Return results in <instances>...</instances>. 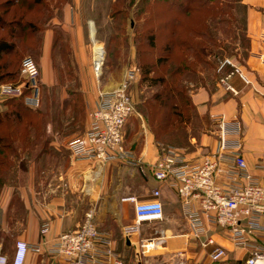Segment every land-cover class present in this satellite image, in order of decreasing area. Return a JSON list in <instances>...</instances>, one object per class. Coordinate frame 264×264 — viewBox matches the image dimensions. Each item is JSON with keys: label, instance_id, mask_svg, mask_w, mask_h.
I'll use <instances>...</instances> for the list:
<instances>
[{"label": "crops", "instance_id": "crops-1", "mask_svg": "<svg viewBox=\"0 0 264 264\" xmlns=\"http://www.w3.org/2000/svg\"><path fill=\"white\" fill-rule=\"evenodd\" d=\"M40 1L36 5L34 0H28L22 8L27 21L35 23L36 17L43 19L40 25L37 24L36 35L40 43L37 53L33 55L40 68L39 86L42 90L59 86L56 78V66H59L55 62L58 49L56 45L67 43L77 88L72 91L68 90L67 85H63L62 97L64 102L68 98V91L80 96L82 110L79 114L82 115V123L68 132L62 119L58 123L45 125L47 154L39 155L38 158H30L24 153L17 156L13 169L16 181L0 187V255L11 260L17 241L28 244L40 242V230L44 225L50 228L45 236L49 240L64 232L75 231L83 224L86 214L93 212L94 223L99 231L107 233L113 240L116 251L131 262L135 249L125 241L122 234L124 228L134 221V204L129 198L134 197L138 201L152 200L151 192L159 189L164 220L157 225L167 236L166 245L162 248L165 262L188 264L190 261L191 264L192 260L204 257L203 263L197 261L194 264H229L245 259L247 250L235 248L230 238L220 231H212L207 237L227 250L228 255L222 262L216 263L210 259L215 246L203 248L194 241L179 197L167 185L157 183L152 177L150 167L156 162L159 151L149 135L131 145V149L134 146L132 150L137 162L135 166L113 162L101 169L92 163L72 160L65 144L69 139L85 133L89 124L88 115L95 108L100 93L112 91L117 86L99 91L94 81L91 68L93 58L91 60L83 19L90 20L88 32L94 54L96 50H104L95 38L100 28L97 27L93 13L80 10L83 0L67 1L66 4L75 9H59L53 15L50 7H44L45 4L49 6L50 0ZM5 2L6 0H0V15ZM17 4L18 0L14 6L9 7V17L14 10H18ZM39 4H42L41 11L38 10ZM241 5L245 10L248 46L245 54L229 58L231 65L222 69V62L218 65V81L214 89L203 87L191 95V103L197 114L214 124L209 128L215 138L209 137L207 133L202 135L200 143L193 144L196 147L192 146L187 158L195 160L204 155V152L217 148V129L222 120L238 121L242 128L243 156L250 172L261 177L263 172L255 167L264 161V0H241ZM103 18L108 23L109 16L105 15ZM2 33L5 32L0 29V34ZM27 34L33 33L28 30ZM16 145H19V141ZM24 162L27 168L21 171L19 164ZM143 236L147 237L148 232L145 231ZM135 239L137 238H132L133 241ZM196 246L200 249L194 253L192 248ZM160 255L162 254L152 255L149 263L152 264L151 260ZM41 258H49L54 261L53 264H66L59 258L36 256L33 253L28 254L26 264H39Z\"/></svg>", "mask_w": 264, "mask_h": 264}, {"label": "built area", "instance_id": "built-area-1", "mask_svg": "<svg viewBox=\"0 0 264 264\" xmlns=\"http://www.w3.org/2000/svg\"><path fill=\"white\" fill-rule=\"evenodd\" d=\"M227 65H231L229 59L222 61L220 69ZM93 66L99 78L102 69L99 74L94 57ZM20 75V85H0V98H18L27 89L30 94L23 97L25 106L39 108L40 68L32 57L22 60ZM134 109L127 80L112 91L101 92L88 115L85 133L65 144L72 160L101 169L113 162L135 166L134 152L124 142V128ZM217 133V148L195 160H189L180 149L157 144L159 155L150 172L157 183L167 185L179 197L194 241L203 248L215 246L210 254L212 262H222L228 255L226 249L207 237L212 231H220L235 248L248 252L245 259L229 264H264V161L255 167L263 176L253 175L242 153V128L238 121L222 120ZM151 196L153 199L147 201L129 198L134 204V221L122 234L135 249L131 262L116 251L111 237L99 231L93 212H88L77 230L52 240L45 238L49 226H42L40 242L17 241L12 259L0 255V264H26L29 253L59 258L66 264H150V257L167 240L157 225L164 220L161 191L155 189ZM145 231L147 237L143 236ZM134 237L137 239L133 241Z\"/></svg>", "mask_w": 264, "mask_h": 264}, {"label": "rangeland", "instance_id": "rangeland-1", "mask_svg": "<svg viewBox=\"0 0 264 264\" xmlns=\"http://www.w3.org/2000/svg\"><path fill=\"white\" fill-rule=\"evenodd\" d=\"M67 1L70 0H50V4H48L49 6L47 7H50L52 15L59 9L73 11L75 8L71 9L68 6L69 4H66ZM226 4H228V6ZM185 6H190V0H83V3L80 5V10L84 13H93L95 17L94 20L98 23L97 27L100 28V30L96 32L95 38L98 45L104 50L105 57L102 75L97 78L92 60L94 57V46L88 32L90 20L83 19L92 60V74L96 85H98L99 91H103L104 88H114L115 85L118 87L124 80H127L128 93L134 102L135 108L134 113L128 119L124 128V142L128 147H131L137 140H143L146 135H149L153 138L154 143L180 149L187 156L190 154V150L193 149V144L200 143L202 135H206L207 133V135H210L209 137L212 136L215 138V136L211 134L213 132H211L209 128L214 125L210 120H193L195 110L190 103V98L191 95L200 88L205 87L209 90L215 88L216 81H218V78L215 77V75L218 76L217 67L222 61L232 57H238L240 54H245V49L248 46V42H246V39L242 36V30L245 26V10L241 5V0H220L218 6H215L214 11L222 9L223 7L228 8L233 18V21L228 23L225 21L228 20V18L225 19L227 16L219 17L218 19L220 20L224 19V23H222L220 28H227L229 34L234 30V35L231 38L227 35L225 36L223 30L217 27L213 32L214 35L217 34L214 37L215 43H211L212 47L206 49L205 47H207V44L203 43L202 39H198L193 36V34H190V30H192V32L202 30L201 22H204V18L202 15L198 14L191 19V21L190 13L184 15L179 12ZM38 10H42L40 6ZM114 12H122V14L119 13L117 18L113 19L111 15ZM105 15L109 16L108 23H106V19L103 18ZM36 20V23L39 25L43 21L41 17H36ZM149 20H155L153 25H155L156 22L157 28H159L161 24L167 23L163 26V29L159 30L156 40L157 47L154 49L148 45L147 36L145 35L147 28H149ZM190 25L195 26L197 29H190ZM174 26L178 43H176L174 50L171 52L170 59L158 66H154L150 74H142L140 61L153 62L158 56L163 55V57H165L168 55L164 51L165 45L168 44L165 39L170 35V29ZM190 45L201 48L203 54H206L207 59H213L214 56L212 57V55L214 54L218 55V58H215V61H213L214 70L205 69L202 72L201 80L195 76H190V68L188 74L184 72L176 78L172 77L171 74L173 73L174 66L177 64L188 65L190 67V56H192L190 55ZM56 46L58 49L55 62L59 64V66H56V78L57 82H59V86L50 90H42L40 88V107L31 109L32 114L27 112L22 115V122L20 123L25 125L30 124L32 130L34 128L38 129L39 127L42 129L44 125H48L49 123L55 124L62 119L64 128L68 132V130H75L82 123V115L79 114V109L76 108V104L72 103L67 107L65 103L66 100L63 102L64 99L62 97V91L65 85L69 88L68 90L73 91L77 88L74 82V68L71 65L70 70H68L67 66L64 68L62 67L63 65L70 64V57L67 53L68 44H58ZM220 50L222 51L218 52ZM139 51H143L144 53L138 54ZM96 52H98V50H96ZM33 55L35 56V54L31 52L21 51L17 55H9L6 59L12 61L15 66H19L23 58L32 57L34 59L35 57ZM161 77L168 79V82L165 83H170V87H175V92H173L175 95H172L173 99L171 100L169 98L167 100V86L165 83L154 85L149 80V78L155 79ZM14 82L15 83H9L10 85H20L23 80L19 75ZM72 91H68V97H70L69 93ZM156 94L161 95V98L157 100V102L152 100ZM178 94H181V96ZM161 102H165L167 105L163 104L164 107ZM155 105L157 107H154ZM14 106V103L6 104V101L0 98V112H2V114L11 111ZM69 108H71V110H69ZM165 110L174 112V115L171 118L168 116L170 118V126L167 128L168 130L160 133L161 136L157 139L155 138L156 128L158 126L166 128V123L162 122L163 116V121L167 118V116L165 117L164 115ZM175 113H180L182 117L176 116ZM10 122L9 118L3 116L2 123L0 124V136L2 135L4 137L8 134V128L4 127V124ZM14 122L19 123V121ZM191 122L194 124H190ZM215 129H217V127H215ZM194 147H196V145ZM205 153L206 152L203 154ZM8 159L7 167H14L12 155H8ZM25 168L26 164H22L21 167L19 166V170L21 171ZM3 172V176L1 177L2 182L4 185H8L10 183L9 170L5 169ZM199 249L200 248L196 246L192 248V251L197 253ZM162 252L164 253L161 248L153 253V255H162L154 257L151 260V262H153L152 264H169L164 261L165 256ZM197 261L203 263L205 259L204 257L201 260L196 258L192 260L191 264ZM53 263L54 261L49 258H41L39 262V264ZM188 264H190V261Z\"/></svg>", "mask_w": 264, "mask_h": 264}, {"label": "trees", "instance_id": "trees-1", "mask_svg": "<svg viewBox=\"0 0 264 264\" xmlns=\"http://www.w3.org/2000/svg\"><path fill=\"white\" fill-rule=\"evenodd\" d=\"M40 1V0H39ZM38 0H34V3L37 5V3H40ZM166 1V0H165ZM171 1V0H168ZM220 0H190V6H185L181 9L182 14L187 15L190 13V20L196 17L198 14L202 15L204 18V22H201L202 26L200 31H194L190 30V34H193V36L197 37L198 39H202L203 43L207 44V47H212L211 43L214 42V37L217 35H214V31L224 23V19L220 20L218 19L219 17L227 16L225 19L228 18V20H225L226 22L233 21V18L231 17V12L228 8L223 7L222 9L215 10V6H218ZM240 1V0H239ZM16 0H6L5 4H3V9H2V15H0V29H2L5 33L0 34V85L4 84H10L9 82H13L18 78L20 75L21 71V63L19 66H15L12 61H8L6 58L9 55L15 54L17 55L21 51H27L28 53L36 54L38 51L39 47V38L37 37L36 33L38 31L37 27V20L35 19V23H32L30 21L26 20L25 13L22 12L23 6H26L28 3V0H18V10H14L12 14L9 15V7L11 5H15ZM229 4V3H228ZM228 4H226L228 6ZM222 5V4H221ZM8 6V8H6ZM40 9H42V4H39ZM1 7V6H0ZM44 7L47 8V4L44 5ZM41 11V10H40ZM122 14V12H114L111 17L117 18L118 14ZM153 17V16H152ZM155 20H149V28H147L146 36H147V41L148 45L154 49L157 47L156 45V40L158 37V32L159 30L163 29V26H165L167 23H164L163 25L161 24L159 28H157V24L155 22V25H153ZM192 21V20H191ZM218 21V22H217ZM123 24V23H122ZM200 24V23H199ZM196 25V24H195ZM124 28L123 26H121ZM199 27V26H198ZM190 29L196 30L197 28L193 25H190ZM223 30L224 35L229 36L230 38L234 35V30L230 32V34L227 32V28H220ZM31 30V34H27V31ZM170 35L167 36L165 39L168 44L165 45L164 51L168 54L167 56L163 57L158 56V58L155 59L153 62H143L140 61V69H142V74H150L151 70L154 66H158L159 64L164 63L165 61L169 60L171 52L174 50L176 43H178V39L176 38V30L175 26L170 29ZM242 36L244 39L247 38L245 35V26L244 29L242 30ZM58 39L56 38V43ZM138 45V44H137ZM210 45V46H209ZM205 49V50H206ZM222 50L218 51L221 52ZM216 52V51H214ZM143 54V51H139L138 54ZM147 53V52H146ZM190 67L187 65H176L174 66L173 73L171 74L172 77H177L182 75L181 73H186L188 74L189 68H190V76L192 75L193 77L199 78L201 80L202 77V72L207 69V70H214V63L215 58H218V55L214 54V60L207 59L206 54H203V50L201 48H198L196 46H191L190 45ZM24 59V58H23ZM22 59V60H23ZM184 64V63H182ZM68 67V70H70V64L64 65V67ZM63 67V68H64ZM218 69V67H217ZM144 70V71H143ZM207 72V71H206ZM68 74V73H67ZM72 75V73H71ZM21 76V75H20ZM216 78H218L217 75H215ZM151 83L154 85L156 84H164L165 82H168L165 77L161 78H149ZM167 86V100L168 98L171 100L173 99L172 95H175L173 92H175V87H170V83H165ZM204 86V85H203ZM30 92L27 89H24L23 95L18 98H6L3 99L6 101V104L14 103L15 106L11 111L5 112L2 114L0 112V124L2 123V118L5 116L6 118L10 119V123L4 124V127L8 128V134L6 136H0V187L4 185L2 182V176H3V170H9L10 173V182H15L16 180L13 178L14 176V167L16 166V158L19 156L21 153H24L25 155H28L30 158H36L39 155H42L44 153L47 154L48 148H47V142H46V136L44 132V126L42 129L39 127L38 129L32 130V126L30 124H23L20 123L22 122V115L25 113H31L32 111L30 108L26 107L24 104L23 97L26 95H29ZM181 96V94H178ZM68 99H66L65 103L67 107L71 105L72 103L76 104V108L79 109V113H81L82 110V99L80 96H77L74 92L69 93ZM161 98L160 94H156L154 98H152L153 101L157 102ZM191 103V99H190ZM79 104V106H78ZM162 106L163 104L167 105L165 102H161ZM192 105V103H191ZM154 107H157L156 105ZM165 107V106H164ZM194 108V106L192 105ZM195 110V108H194ZM165 117L167 116L166 120L163 121L164 116L162 118V122L166 123V128H161V126H158L155 131V138H159L161 135L160 133L165 132L169 128V122L170 118L174 115V112H171L170 110H165L164 112ZM176 116H179L180 118L182 117L180 113H175ZM170 118H169V117ZM192 119V118H191ZM199 119H206L200 117L196 110L194 111L193 115V120L198 121ZM14 121H19V123H16ZM194 124V123H190ZM1 127V126H0ZM201 127V126H200ZM33 137V138H32ZM19 141V145H16V142ZM10 153V154H9ZM8 155H12V163H14V167L8 168ZM38 158V157H37ZM22 164L20 163L19 166L21 167ZM27 168V164H26ZM23 169V171L26 170Z\"/></svg>", "mask_w": 264, "mask_h": 264}, {"label": "bare ground", "instance_id": "bare-ground-1", "mask_svg": "<svg viewBox=\"0 0 264 264\" xmlns=\"http://www.w3.org/2000/svg\"><path fill=\"white\" fill-rule=\"evenodd\" d=\"M104 57H105V53L102 50H98V52H95V54H94V58L96 61V66H97V70H98L99 74H100V71L102 69L101 67H102V64L104 62Z\"/></svg>", "mask_w": 264, "mask_h": 264}, {"label": "water", "instance_id": "water-1", "mask_svg": "<svg viewBox=\"0 0 264 264\" xmlns=\"http://www.w3.org/2000/svg\"><path fill=\"white\" fill-rule=\"evenodd\" d=\"M132 149H134V146H133V148Z\"/></svg>", "mask_w": 264, "mask_h": 264}]
</instances>
